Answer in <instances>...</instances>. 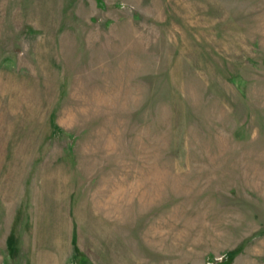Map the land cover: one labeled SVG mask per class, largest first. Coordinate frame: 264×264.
Listing matches in <instances>:
<instances>
[{"label": "rangeland", "instance_id": "374dc122", "mask_svg": "<svg viewBox=\"0 0 264 264\" xmlns=\"http://www.w3.org/2000/svg\"><path fill=\"white\" fill-rule=\"evenodd\" d=\"M0 264H264V0H0Z\"/></svg>", "mask_w": 264, "mask_h": 264}]
</instances>
